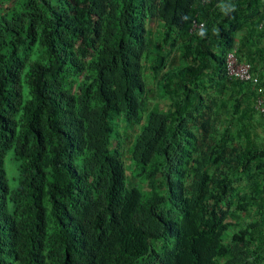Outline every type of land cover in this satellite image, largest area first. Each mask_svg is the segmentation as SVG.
Here are the masks:
<instances>
[{"label": "trees", "instance_id": "trees-1", "mask_svg": "<svg viewBox=\"0 0 264 264\" xmlns=\"http://www.w3.org/2000/svg\"><path fill=\"white\" fill-rule=\"evenodd\" d=\"M260 86L264 0H0V264H264Z\"/></svg>", "mask_w": 264, "mask_h": 264}, {"label": "rangeland", "instance_id": "rangeland-1", "mask_svg": "<svg viewBox=\"0 0 264 264\" xmlns=\"http://www.w3.org/2000/svg\"><path fill=\"white\" fill-rule=\"evenodd\" d=\"M147 75H148L149 85H150L152 92H157V89L154 87V85L152 83L153 76L150 74H147ZM146 80H147V78H146ZM154 98L151 97V101L149 102L151 108L154 107L155 103H160L161 107L164 110L167 109L168 104H169L168 101L161 98L160 96L157 97L156 100ZM141 116H142V124L141 125L137 124L135 126V129H133V128L127 129V127L125 128L124 122L120 121L119 126L121 128H118V131L117 130L116 131L120 133L121 138H124L125 136H127V137L129 136L127 144L123 148V156L126 157V161H127V163L125 161L124 162H125V166L128 167L127 168L128 177L132 180V182L135 185H138L139 187L142 186L143 190H146L147 189V185H146L147 182H144L141 178H139V176L136 177L132 173H129L130 167H131V155H129V151L131 150L132 143H133V141L136 140L137 136L142 132L144 126L148 123V113L144 112L143 114H141ZM131 129H133V130H131ZM128 156H129V158H128ZM5 161H6V163H5L6 164V172H7L8 182H9L10 188H11V190H16L18 187V183H19L18 175H19L20 163L17 160H15L13 152H9L7 154ZM131 169L133 170V168H131Z\"/></svg>", "mask_w": 264, "mask_h": 264}, {"label": "built area", "instance_id": "built-area-1", "mask_svg": "<svg viewBox=\"0 0 264 264\" xmlns=\"http://www.w3.org/2000/svg\"><path fill=\"white\" fill-rule=\"evenodd\" d=\"M194 27H200L195 23ZM226 71L230 78L237 79L240 81L252 83L258 85L260 83V77L258 74L253 72L250 63L241 62L236 56L235 52H231L227 56ZM258 97L255 102L256 111L264 116V87L260 86L258 90Z\"/></svg>", "mask_w": 264, "mask_h": 264}, {"label": "clouds", "instance_id": "clouds-1", "mask_svg": "<svg viewBox=\"0 0 264 264\" xmlns=\"http://www.w3.org/2000/svg\"><path fill=\"white\" fill-rule=\"evenodd\" d=\"M203 2L205 3V2H208V0H203ZM220 8H221V11L222 12H224L225 14H227L228 12H232V11H235V7L233 6V5H223V4H221L220 6H219ZM195 23L196 24H198L200 27H194V25H195ZM203 26H204V24H200V23H198V22H196V21H194L193 22V30H195V29H201L200 30V32H199V35L201 36V37H203V36H205L206 35V29H204L203 28ZM124 122V121H123ZM141 125V124H140ZM135 129V128H134ZM131 130H133V129H131ZM138 134V133H137ZM140 135V134H139ZM136 137V136H135ZM135 139V138H134ZM134 142V141H133ZM131 159H132V155H131ZM128 168V167H127ZM127 170V169H126ZM130 172H131V170H130ZM129 172V173H130ZM127 179H129V177H128V170H127ZM133 184V183H132ZM134 186H135V184H133ZM136 186H138V185H136Z\"/></svg>", "mask_w": 264, "mask_h": 264}]
</instances>
